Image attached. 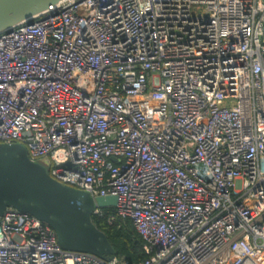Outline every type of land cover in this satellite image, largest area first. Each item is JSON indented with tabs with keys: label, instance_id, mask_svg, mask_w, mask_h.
Wrapping results in <instances>:
<instances>
[{
	"label": "built area",
	"instance_id": "built-area-1",
	"mask_svg": "<svg viewBox=\"0 0 264 264\" xmlns=\"http://www.w3.org/2000/svg\"><path fill=\"white\" fill-rule=\"evenodd\" d=\"M263 35V0H62L0 33V143L115 196L147 255L65 250L7 208L0 264H264Z\"/></svg>",
	"mask_w": 264,
	"mask_h": 264
},
{
	"label": "water",
	"instance_id": "water-1",
	"mask_svg": "<svg viewBox=\"0 0 264 264\" xmlns=\"http://www.w3.org/2000/svg\"><path fill=\"white\" fill-rule=\"evenodd\" d=\"M60 1L0 0V33L31 22ZM116 203L115 196L93 198L87 191L55 180L47 167L29 158L23 145L0 143V217L7 208L30 214L53 229L61 248L111 258L115 249L92 221V213Z\"/></svg>",
	"mask_w": 264,
	"mask_h": 264
},
{
	"label": "trees",
	"instance_id": "trees-1",
	"mask_svg": "<svg viewBox=\"0 0 264 264\" xmlns=\"http://www.w3.org/2000/svg\"><path fill=\"white\" fill-rule=\"evenodd\" d=\"M103 211L104 216L92 215V221L107 235L115 249V257L127 263L145 260L147 255L143 251L144 241L136 232L132 221L128 218H115L109 223L106 214H111L114 209L104 208Z\"/></svg>",
	"mask_w": 264,
	"mask_h": 264
},
{
	"label": "rangeland",
	"instance_id": "rangeland-1",
	"mask_svg": "<svg viewBox=\"0 0 264 264\" xmlns=\"http://www.w3.org/2000/svg\"><path fill=\"white\" fill-rule=\"evenodd\" d=\"M203 8H204V6H201V5L195 6V7L192 8V12L195 15H199L203 11ZM36 161H38L39 163H41L43 166L47 167V169H48V167H49L48 163L46 162V160L44 158H39Z\"/></svg>",
	"mask_w": 264,
	"mask_h": 264
}]
</instances>
